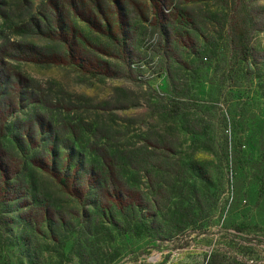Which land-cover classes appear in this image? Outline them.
I'll list each match as a JSON object with an SVG mask.
<instances>
[{
  "label": "rangeland",
  "instance_id": "1",
  "mask_svg": "<svg viewBox=\"0 0 264 264\" xmlns=\"http://www.w3.org/2000/svg\"><path fill=\"white\" fill-rule=\"evenodd\" d=\"M75 152L119 165L123 212L59 185ZM214 256L264 264V0H0V264Z\"/></svg>",
  "mask_w": 264,
  "mask_h": 264
},
{
  "label": "trees",
  "instance_id": "2",
  "mask_svg": "<svg viewBox=\"0 0 264 264\" xmlns=\"http://www.w3.org/2000/svg\"><path fill=\"white\" fill-rule=\"evenodd\" d=\"M163 14L161 11H156L155 17L157 21H161ZM236 19V18H235ZM246 21L242 13H239V20H234V25L232 23L230 35H231V45L233 53L241 62L251 61L253 58L252 50L250 49L252 32L251 27L245 26ZM161 26V33L165 35V29ZM101 33L106 34V36L114 43L120 44L119 38L113 34V29L110 26H107V29ZM167 35V33H166ZM68 41V40H66ZM71 50V49H70ZM91 73V72H90ZM92 74V73H91ZM185 102L169 100L162 105L164 113L172 117H180L185 111ZM56 149L53 150V153H56ZM109 155V154H107ZM106 157V158H102ZM55 163V162H54ZM101 163V164H100ZM61 166L54 165L52 168L55 173L54 177L57 179L59 185L67 191H72L71 187L74 184V187L77 188L78 183H83L85 187H91L96 189L98 192L99 201H108L109 208H113L115 211L123 212L126 202V194L124 190L123 183V174L122 169L118 164L111 161L110 157L100 156L99 162L94 161L93 165L88 167L86 162L82 160V156L75 152L72 156L69 157L67 162V173L61 174ZM49 171H51L49 169ZM71 171H76L79 175L82 174L81 178L78 175H72ZM84 180V181H83ZM83 181V182H82ZM75 188V189H76ZM81 189V188H80ZM83 192L76 196L79 201H83L85 198V190L81 189ZM76 193V191H75ZM107 203V204H108ZM228 262L221 256H214L211 261L207 264H227ZM228 264H237V263H228ZM246 264V263H245Z\"/></svg>",
  "mask_w": 264,
  "mask_h": 264
},
{
  "label": "built area",
  "instance_id": "3",
  "mask_svg": "<svg viewBox=\"0 0 264 264\" xmlns=\"http://www.w3.org/2000/svg\"><path fill=\"white\" fill-rule=\"evenodd\" d=\"M249 264V262H247Z\"/></svg>",
  "mask_w": 264,
  "mask_h": 264
}]
</instances>
